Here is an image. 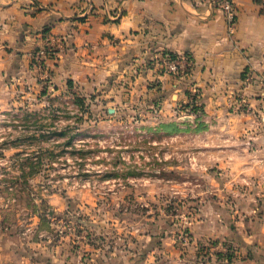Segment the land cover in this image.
<instances>
[{
	"label": "rangeland",
	"instance_id": "rangeland-1",
	"mask_svg": "<svg viewBox=\"0 0 264 264\" xmlns=\"http://www.w3.org/2000/svg\"><path fill=\"white\" fill-rule=\"evenodd\" d=\"M130 76L89 93L47 77L8 88L0 253L17 264L254 260L246 220L258 213L244 198L257 185L234 164L255 152L227 149L239 138L190 103L159 114Z\"/></svg>",
	"mask_w": 264,
	"mask_h": 264
},
{
	"label": "crops",
	"instance_id": "crops-1",
	"mask_svg": "<svg viewBox=\"0 0 264 264\" xmlns=\"http://www.w3.org/2000/svg\"><path fill=\"white\" fill-rule=\"evenodd\" d=\"M220 1L0 0V103L9 101L8 88H33L46 77L53 88L72 79L89 93L132 73L136 89L166 117H181V103L197 96L199 110L239 138L227 149L255 152L234 166L244 167L246 180L257 185L244 198V209L258 213L255 222L246 220L254 224L256 256L227 264H264V0H233L232 32ZM117 9L121 17H105ZM47 35L55 47L40 71L34 56ZM165 52L188 53L191 73L162 70L157 61ZM247 70L255 77L249 83L243 80ZM0 264L17 262L0 253Z\"/></svg>",
	"mask_w": 264,
	"mask_h": 264
},
{
	"label": "built area",
	"instance_id": "built-area-1",
	"mask_svg": "<svg viewBox=\"0 0 264 264\" xmlns=\"http://www.w3.org/2000/svg\"><path fill=\"white\" fill-rule=\"evenodd\" d=\"M219 7L226 16L228 30L232 32L237 20L234 1L221 0ZM121 15L119 9L105 11V17L108 19L116 20L121 17ZM54 47L53 38L50 35H47L45 37L44 47L34 56V65L39 68L40 71H46L44 61L46 57L52 55ZM157 63L162 70L176 76H188L194 65V61L188 53L173 54L166 52L158 58ZM243 80L246 81V83L252 82L255 80L254 74L250 70H247ZM192 92H197V90L194 89ZM241 106H244V101L240 102L237 108H240Z\"/></svg>",
	"mask_w": 264,
	"mask_h": 264
},
{
	"label": "trees",
	"instance_id": "trees-1",
	"mask_svg": "<svg viewBox=\"0 0 264 264\" xmlns=\"http://www.w3.org/2000/svg\"><path fill=\"white\" fill-rule=\"evenodd\" d=\"M257 1H259V0H257ZM243 75H244V73H243ZM73 84H74L73 80L72 79H69L68 82H67V85L72 86ZM57 88H58V86L55 85V89H57ZM197 100H198V97L197 96H194L193 100L190 102V106L191 107H194V109H200L199 104L197 105Z\"/></svg>",
	"mask_w": 264,
	"mask_h": 264
}]
</instances>
